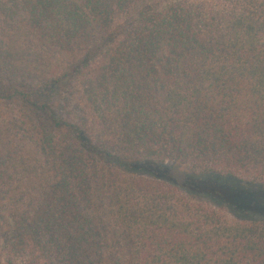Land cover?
I'll list each match as a JSON object with an SVG mask.
<instances>
[{"label":"trees","instance_id":"trees-1","mask_svg":"<svg viewBox=\"0 0 264 264\" xmlns=\"http://www.w3.org/2000/svg\"><path fill=\"white\" fill-rule=\"evenodd\" d=\"M0 264H264V0H0Z\"/></svg>","mask_w":264,"mask_h":264},{"label":"rangeland","instance_id":"rangeland-1","mask_svg":"<svg viewBox=\"0 0 264 264\" xmlns=\"http://www.w3.org/2000/svg\"><path fill=\"white\" fill-rule=\"evenodd\" d=\"M182 169H184V168H182Z\"/></svg>","mask_w":264,"mask_h":264}]
</instances>
